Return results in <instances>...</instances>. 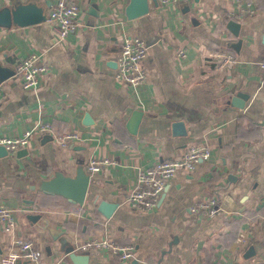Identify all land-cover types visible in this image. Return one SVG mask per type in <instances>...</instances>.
Instances as JSON below:
<instances>
[{"label":"crops","instance_id":"obj_1","mask_svg":"<svg viewBox=\"0 0 264 264\" xmlns=\"http://www.w3.org/2000/svg\"><path fill=\"white\" fill-rule=\"evenodd\" d=\"M73 1L76 29L59 40L48 20L55 0H0V139L32 131L15 153L0 145V205L16 211L15 229H0V254L18 251L22 238L41 264H253L264 256V0H242L254 13L239 15L236 0ZM127 36L148 45L137 89L115 77ZM220 52L238 62L216 71ZM31 53L47 72L23 90L15 68ZM65 132L79 138L62 147L56 136ZM190 146L209 158L170 180L152 211H132L124 197L138 168ZM106 155L114 164L87 171ZM82 176L78 204L60 191ZM208 197L215 216L189 211ZM103 202L117 205L109 218ZM103 238L134 246V258L74 250Z\"/></svg>","mask_w":264,"mask_h":264},{"label":"built area","instance_id":"obj_2","mask_svg":"<svg viewBox=\"0 0 264 264\" xmlns=\"http://www.w3.org/2000/svg\"><path fill=\"white\" fill-rule=\"evenodd\" d=\"M186 0H161L163 5L181 3ZM242 0H236L238 13H254L250 3L241 6ZM80 15V7L73 0H55L50 5L48 20L53 23V28L57 39L63 40L71 34L77 26V20ZM148 45L140 38L127 36L120 45L119 53L115 60V77L121 82L137 89L146 82L147 73L143 68V61L147 56ZM178 56L184 58L185 53L178 50ZM216 71H222L231 64H236L238 60L234 55L228 52L218 54ZM262 70V83H264V61L260 63ZM47 72V67L40 61V57L31 53L21 58L15 68V77L19 81L23 90H35L40 85L41 77ZM39 130L48 131L49 125L39 126ZM32 134L28 130L19 138H1L0 145L7 151L15 153L24 146ZM56 136V135H55ZM76 133L65 132L56 136V140L62 147H67L69 142L77 140ZM209 152L206 148L190 146L185 149L180 157L158 161L148 168H138L135 185L125 195L124 201L132 211L138 213H148L152 211L162 199L167 184L175 176L182 172H189L195 168L199 161L209 158ZM114 164L113 157L106 155L103 158L90 159L87 165L89 173H98L104 167ZM193 214H204L210 217L215 216L218 211V205L214 197L203 199L199 204L189 207ZM16 211L0 205V229L4 232H11L16 227ZM249 230L242 231L237 244L246 240ZM15 244L18 251H7L0 254L2 264H17L19 262H28L31 264H41L42 252L37 249L31 240L16 238ZM76 251H104L109 252L120 261H127L134 258L135 248L132 245L117 244L108 238L90 239L78 244ZM44 264H66L62 259L44 263ZM253 264H264V256L257 259Z\"/></svg>","mask_w":264,"mask_h":264},{"label":"water","instance_id":"obj_3","mask_svg":"<svg viewBox=\"0 0 264 264\" xmlns=\"http://www.w3.org/2000/svg\"><path fill=\"white\" fill-rule=\"evenodd\" d=\"M88 176H82L77 178L76 180H66L64 183V187L61 189V193L68 197L69 200L82 204L85 199V195L88 187ZM116 204L104 203L99 208L102 214L109 218L113 211L116 209ZM37 218H35L36 220Z\"/></svg>","mask_w":264,"mask_h":264}]
</instances>
